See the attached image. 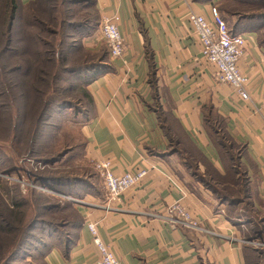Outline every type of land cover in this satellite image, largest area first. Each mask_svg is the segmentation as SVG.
Returning a JSON list of instances; mask_svg holds the SVG:
<instances>
[{
	"label": "crops",
	"instance_id": "0c3cea01",
	"mask_svg": "<svg viewBox=\"0 0 264 264\" xmlns=\"http://www.w3.org/2000/svg\"><path fill=\"white\" fill-rule=\"evenodd\" d=\"M217 1L97 0L99 26L83 39L84 48L99 52L100 25L117 15L126 51L121 59H112L108 49L104 65L109 70L87 87L93 99L82 129L87 158L95 165L110 160L117 176L138 170L148 173L120 201L106 194L104 182L102 194L95 184V191L85 194L92 201L76 205L84 223L70 256L55 248L47 254V264H97L89 222L97 224L101 239L120 264H246L243 246L235 240L237 231L223 211L225 205L199 180L206 165L194 160L188 166L194 156L172 149L174 138L162 126L156 108L171 113L185 132L184 141L223 173L205 116L222 117L229 136L244 147L242 162L256 189L254 207L264 210V49L257 33L242 34L247 45L239 68L249 79L251 102L215 81L216 69L202 56L189 14L209 20ZM146 46L152 53L155 86L150 84ZM176 202L221 236L172 229L148 215Z\"/></svg>",
	"mask_w": 264,
	"mask_h": 264
},
{
	"label": "trees",
	"instance_id": "16d2710c",
	"mask_svg": "<svg viewBox=\"0 0 264 264\" xmlns=\"http://www.w3.org/2000/svg\"><path fill=\"white\" fill-rule=\"evenodd\" d=\"M220 8L230 17L238 18L231 29L228 27L232 34L255 32L258 35L259 46L264 49V0H228L220 4ZM99 22L97 0H32L27 4H23L21 0H0V60L11 59L12 61L11 67L5 69L3 73L15 76L16 87L25 91L30 90L32 95H35L34 100L43 95L41 92L43 86L47 90L50 89L49 82L52 81L51 84H53L58 77L62 80L64 73L68 76L85 75L84 90L81 96L85 98L88 109H90L93 99L87 87L104 71L109 70L104 65V62H107V56H98L101 62L89 63L90 66L85 70L81 69L80 65L70 67L69 62L74 47L80 44L81 40L96 32ZM146 55L150 61V84L155 86V69L148 46H146ZM56 90L57 83L52 91ZM46 97L45 106L40 113L41 118L51 107L47 93L42 99ZM63 104H69L72 107L71 103ZM156 108L162 126H166V132L174 138L172 149L175 152L185 150L194 156L190 159L188 166L192 167L194 160H199L206 165L205 175L198 174L199 180L218 200L232 203V207L244 204L245 201L235 199L227 192V186H230L233 181L239 185L248 180L249 176L248 169L242 162L245 154L244 147L235 143L229 136L225 120L213 113L205 116L210 136L221 155L224 167L222 173L214 168L198 150L184 141L185 132L171 113L163 111L159 106ZM2 185L0 182V264H15L16 258L27 244V239L31 237L30 233L34 228L37 225L48 226V223L38 218L27 221V211L30 209L29 199L22 195L19 186L16 187L17 193H10L9 189ZM221 190L225 194L221 193ZM35 202L38 204L44 201ZM39 208L43 211L47 210L46 205L39 206ZM65 208L73 207L69 205ZM72 212V218L67 217L60 222L62 226L70 227L71 231L67 236H58L56 230L53 234H48L47 239L52 244L42 245L46 250L43 254V261H46L47 254L55 248L59 249L65 257L70 256L72 247L80 238V230L84 223L77 208ZM228 218L232 220L231 217L228 216ZM261 220L264 225V216ZM54 234L57 235L56 238ZM249 241L261 242L259 239ZM262 250H264L263 246H256L252 249L243 247L246 264H260L262 258L264 259Z\"/></svg>",
	"mask_w": 264,
	"mask_h": 264
},
{
	"label": "rangeland",
	"instance_id": "374dc122",
	"mask_svg": "<svg viewBox=\"0 0 264 264\" xmlns=\"http://www.w3.org/2000/svg\"><path fill=\"white\" fill-rule=\"evenodd\" d=\"M227 1L216 2L219 11L220 4ZM222 12L231 29L238 18ZM83 41L74 47L70 55V67L80 65L85 70L90 66L89 63L101 62L98 56L107 55L108 46L104 41H101L99 52L90 54L84 48ZM11 64V59L0 60V182L10 193L16 192L19 186L22 195L29 199L27 221L38 218L48 223V226L37 225L34 228L30 233L32 238L27 239L15 264H46L43 261L46 250L42 245L52 244L47 239L48 234L56 230L58 236H67L71 229L60 222L67 217L72 218L76 205L92 201L85 194L94 192L95 184L97 193L102 194L104 190L101 174L95 163L87 158L88 142L82 132L90 116L87 102L81 96L86 76H68L64 73L62 80L58 77L53 84L49 82L50 89L43 86V95L34 100L35 95L30 90L16 87L15 76L3 73ZM55 83L57 90L52 91ZM46 93L51 107L41 118L40 113L47 99L42 97ZM63 103H71L72 107ZM247 179L239 185L228 180L232 183L227 186L228 194L240 201L242 199L244 204L232 207V203L220 202L225 205L223 211L231 217V223L237 231L236 241L252 249L264 244V225L261 220L264 210L254 207L252 201H255L256 189L250 177ZM221 193L224 191L221 190ZM3 196L7 197L6 194ZM39 200L44 202L36 204L35 201ZM43 205H46V211L39 208ZM69 205L73 208H65ZM54 237L57 235L54 234ZM253 239L261 242L249 241ZM261 253L264 254V250ZM260 264H264L263 258Z\"/></svg>",
	"mask_w": 264,
	"mask_h": 264
},
{
	"label": "built area",
	"instance_id": "2783aa9c",
	"mask_svg": "<svg viewBox=\"0 0 264 264\" xmlns=\"http://www.w3.org/2000/svg\"><path fill=\"white\" fill-rule=\"evenodd\" d=\"M118 21L117 15L107 18L100 25L99 30L100 41L107 44L112 59H121L126 51V44L120 33ZM189 22L201 45L202 56L216 69L215 81L231 86L242 100L251 102L249 79L239 68L240 61L246 55V37L242 34H232L215 6L211 9V19L208 20L202 15L191 12ZM96 168L103 178L108 196L112 200L119 201L126 192L137 186L148 173L146 170H138L135 173L117 176L110 160L99 162ZM148 215L172 229L189 230L203 236H221L216 231L204 226L181 202L168 206L163 212L155 211L148 213ZM87 229L98 251L97 264H120L113 251L101 239L97 224L89 222ZM257 246H264V244Z\"/></svg>",
	"mask_w": 264,
	"mask_h": 264
}]
</instances>
